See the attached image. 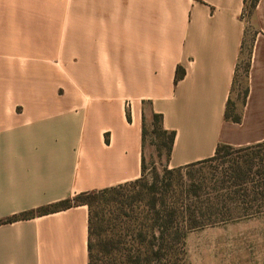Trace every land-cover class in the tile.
I'll use <instances>...</instances> for the list:
<instances>
[{
  "label": "crops",
  "instance_id": "1",
  "mask_svg": "<svg viewBox=\"0 0 264 264\" xmlns=\"http://www.w3.org/2000/svg\"><path fill=\"white\" fill-rule=\"evenodd\" d=\"M247 1L0 0V264H88L87 205L37 211L140 178L155 113L176 132L173 167L264 141V0L246 22ZM187 250L264 264V213L191 231Z\"/></svg>",
  "mask_w": 264,
  "mask_h": 264
},
{
  "label": "trees",
  "instance_id": "2",
  "mask_svg": "<svg viewBox=\"0 0 264 264\" xmlns=\"http://www.w3.org/2000/svg\"><path fill=\"white\" fill-rule=\"evenodd\" d=\"M258 1L248 0L245 9L248 2L255 8ZM249 70L248 60L243 103ZM182 76L183 72L176 78ZM154 116L160 133L168 134L171 156L176 132L164 129L161 114ZM229 146L218 145L207 159L165 167L163 177L155 173L151 183L144 177L143 157L140 178L83 192L73 197L75 202L69 198L37 212L87 205L88 264H188L189 232L264 213V141L245 147L251 152L233 159L229 166L201 170ZM195 166L201 169L183 173Z\"/></svg>",
  "mask_w": 264,
  "mask_h": 264
},
{
  "label": "rangeland",
  "instance_id": "3",
  "mask_svg": "<svg viewBox=\"0 0 264 264\" xmlns=\"http://www.w3.org/2000/svg\"><path fill=\"white\" fill-rule=\"evenodd\" d=\"M254 13V8L251 7V3L248 2L247 8L243 13V18L247 22L250 20L251 15ZM251 34L254 30L250 26L248 29ZM249 43V42H248ZM249 48L250 44H247L246 47L243 48L242 54L240 56V61L238 64V71L236 76V83L233 87L232 91V100L230 101V105L228 107V118L231 119H239L240 114L243 108V91L246 85V66L249 60ZM159 124L157 123L156 117L153 115L146 119L144 123V133H143V157H144V177L145 179L151 183L155 177V173H157L160 177H163V169L168 167V169L174 168L170 164V152L168 148V134L160 133ZM247 146H229L225 147L221 150V154L218 159L213 162L207 163L201 169V167L195 166L191 168H187L183 170V173L186 172H195L199 169L202 171L208 172L210 167H218V166H229L233 159L245 154L250 153L251 151H246L244 148ZM72 202H75V198H72Z\"/></svg>",
  "mask_w": 264,
  "mask_h": 264
}]
</instances>
